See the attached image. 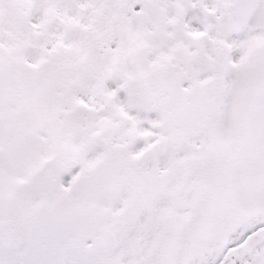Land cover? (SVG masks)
<instances>
[{
  "label": "snow or ice",
  "instance_id": "snow-or-ice-1",
  "mask_svg": "<svg viewBox=\"0 0 264 264\" xmlns=\"http://www.w3.org/2000/svg\"><path fill=\"white\" fill-rule=\"evenodd\" d=\"M0 264H264V0H0Z\"/></svg>",
  "mask_w": 264,
  "mask_h": 264
}]
</instances>
